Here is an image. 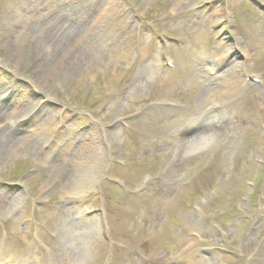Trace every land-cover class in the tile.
I'll return each mask as SVG.
<instances>
[{
  "label": "rangeland",
  "instance_id": "rangeland-1",
  "mask_svg": "<svg viewBox=\"0 0 264 264\" xmlns=\"http://www.w3.org/2000/svg\"><path fill=\"white\" fill-rule=\"evenodd\" d=\"M50 8L99 37L46 70ZM0 91L47 112L12 128L35 150L0 158L13 249L36 264H264V0H0ZM213 117L227 127L178 142ZM80 145L65 180L43 164Z\"/></svg>",
  "mask_w": 264,
  "mask_h": 264
},
{
  "label": "bare ground",
  "instance_id": "bare-ground-1",
  "mask_svg": "<svg viewBox=\"0 0 264 264\" xmlns=\"http://www.w3.org/2000/svg\"><path fill=\"white\" fill-rule=\"evenodd\" d=\"M58 9V8H56ZM56 9L50 8V11L54 14L51 18L48 20H44L46 22H52L53 28L49 35L45 38V43L48 45V48H52L50 54L48 57H46L44 61V69L49 70V66L55 65L56 62H64V64H70V61H73L75 55L70 54L69 55V46L76 44H86L92 40V37L97 36L99 37V34H95L94 36L91 35L92 31H95L97 29V24L92 23L93 21H86V23L81 24L80 22H74V23H68L69 21L66 19H63L60 17ZM223 17L228 18L229 13L227 11L223 12ZM234 44L230 45V47L227 49L226 53L232 52L237 46L238 41L236 38L234 39ZM67 44V45H66ZM69 45V46H68ZM68 54V58L67 57ZM65 58V59H64ZM61 62V63H62ZM77 65V64H76ZM174 68V67H173ZM201 75L206 78V81L209 84H213V82H216L220 75L214 73V69L208 68L207 70L201 69ZM16 91V90H13ZM1 93V91H0ZM17 93H22L20 89L17 91ZM2 98L0 97V158L1 157H8L13 154H18L19 152H32L36 149V145L34 142V139H30L27 136H21L18 134V131L12 130L14 128L13 126L15 124L22 123L25 119L31 118L35 120V117H39L41 115L46 114L47 112L43 109H38V112H36L34 115L32 113H24L23 110L29 106V101L24 98L20 99H14L13 103L14 106L7 107V105L2 104ZM219 108H221L220 104L213 105V109L217 111ZM38 115V116H37ZM37 119V118H36ZM211 121V123H209ZM209 121L200 122L197 124V132L194 136L188 137L187 131H182L183 133H177L179 143L183 144L184 141H193L198 138H208L210 135L216 134L220 130H224L228 122H217L216 119L210 118ZM5 124V125H3ZM184 134V136H183ZM186 134V135H185ZM38 151V150H36ZM40 151V150H39ZM87 149L83 147V145H80L79 148H76L73 153H67L64 154L62 157L61 155H55L52 157V160L49 162L43 163L44 165H50L52 168V173L55 174V176L60 180H65V178L71 173L74 162L76 157L79 156H85L87 155ZM77 160V159H76ZM74 170V169H73ZM79 199V195L76 196ZM81 199V198H80ZM17 201L19 198L17 196H8L7 194L0 193V209H3L5 204H7V201ZM9 203V202H8ZM87 209V208H86ZM90 212L88 210L84 211ZM18 230V228L16 227ZM75 236L78 237L77 239H81L83 237H87L88 234L85 232H75ZM15 239V237H14ZM13 236L8 237L4 241L0 240V264H23V261H26L24 264H36L38 263L35 259L33 252L31 251L30 247L26 248L24 244H18L17 249H13L12 242ZM50 255L52 257L56 256V253L52 249L50 251ZM22 260V262H21Z\"/></svg>",
  "mask_w": 264,
  "mask_h": 264
}]
</instances>
